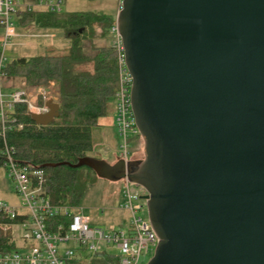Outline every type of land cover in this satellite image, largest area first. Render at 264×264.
<instances>
[{
  "label": "water",
  "instance_id": "obj_1",
  "mask_svg": "<svg viewBox=\"0 0 264 264\" xmlns=\"http://www.w3.org/2000/svg\"><path fill=\"white\" fill-rule=\"evenodd\" d=\"M115 22L143 158L56 164L145 190L146 264H264V0H123Z\"/></svg>",
  "mask_w": 264,
  "mask_h": 264
},
{
  "label": "trees",
  "instance_id": "obj_2",
  "mask_svg": "<svg viewBox=\"0 0 264 264\" xmlns=\"http://www.w3.org/2000/svg\"><path fill=\"white\" fill-rule=\"evenodd\" d=\"M14 15L20 27L31 24L61 30L69 46L61 54L16 56L2 65L5 80L20 77L26 85L37 88L54 83L59 114L48 124L40 125L31 119L25 103H12L6 110L4 128L0 122V165L4 164L6 147H11L16 162L45 173L42 189L50 203L80 207L85 188L96 174L88 167L75 168L70 164L76 163L78 157L89 156L93 148L92 128L100 125L108 100L114 99L118 77L111 29L116 24V11L110 15L18 8ZM86 40L92 54L84 52ZM38 103H42L41 97ZM62 161L70 164H56ZM25 217H10L0 210V253L17 250L11 227ZM70 219L68 213H58L45 217L44 222L47 230L55 231ZM117 260L118 255L102 251L88 260L74 259L72 264H113Z\"/></svg>",
  "mask_w": 264,
  "mask_h": 264
},
{
  "label": "built area",
  "instance_id": "obj_3",
  "mask_svg": "<svg viewBox=\"0 0 264 264\" xmlns=\"http://www.w3.org/2000/svg\"><path fill=\"white\" fill-rule=\"evenodd\" d=\"M122 1L116 0L118 10ZM60 3V0H29L24 7H21L18 0H0V24L4 28L3 37L0 39V47L2 46L0 53V122L3 128L7 120L6 110L11 108L12 103L23 102L30 113L40 114L48 110L45 103L49 100L41 93L42 103L39 104L37 96H33L26 90L19 88L10 92L2 90L4 74L1 67L5 59L4 50L9 38L15 35L12 13L15 14L18 8L60 11ZM111 36L117 57L118 77L114 94L113 117L120 141L117 159L128 161L129 136L139 134L130 100L132 77L126 66L124 46L116 24L111 29ZM3 167L25 211L19 212L15 207L3 203H0V210L10 217L25 214L26 217L17 223L21 224L25 231L21 237L25 242L33 240L34 243L27 247L22 244L17 246V250L0 253V264H72L74 259L88 260L97 253L107 251L102 247L103 244L114 246L118 250V260L113 264H137L140 255L151 248L154 250L159 242L148 215L144 219L138 213L142 205H138L136 200L142 196L130 189V181L127 179L122 188L123 201L119 204V207L130 215L127 228L125 230L120 226L110 225L107 229H103L92 225L88 216L80 211V207L71 208L50 203L42 189L45 173L38 168H31L29 165L16 162L11 147L5 149ZM58 213H68L71 217L69 223L65 226L59 225L55 231L47 230L45 217Z\"/></svg>",
  "mask_w": 264,
  "mask_h": 264
},
{
  "label": "rangeland",
  "instance_id": "obj_4",
  "mask_svg": "<svg viewBox=\"0 0 264 264\" xmlns=\"http://www.w3.org/2000/svg\"><path fill=\"white\" fill-rule=\"evenodd\" d=\"M21 7H24L29 0H18ZM61 12L70 13L75 11H90L97 13H106L113 15L118 10L116 0H60ZM13 28L15 35L11 36L5 48L4 63L16 56H35L44 53L61 54L65 52L69 46V40L58 37L51 43L48 39L34 40L28 36L33 32L32 30H42L34 25H25L20 27L14 13H12ZM61 31V30H60ZM4 34V28L0 27V39ZM30 41V43H27ZM2 49V46H1ZM84 52L92 54L89 47V41H84ZM6 85L21 87L24 91L27 90L36 99L41 97V93L56 102L57 87L54 83L47 84L41 87H33L25 84L23 78L16 77L8 80H2V90L7 91ZM23 87V88H22ZM25 88V89H24ZM40 88V89H39ZM10 90V89H8ZM115 102L111 98L108 100L107 113L100 120V125L92 128V142L93 148L88 152L89 156L103 159L109 163H114L118 157L119 137L114 122ZM143 158V139L140 134H131L128 141V161L138 160ZM125 185V179L117 181H109L106 179L93 176L92 181L86 186L83 198L80 205V211L88 216L90 223L94 226L107 229L110 225L120 226L126 230L127 223L130 219L129 213L121 209L119 204L123 201L122 188ZM129 187L133 192H137L139 196L145 194V190L132 182H129ZM0 203L15 207L19 212H24L19 195L15 192L12 181L8 176L6 169L0 165ZM138 205H142L139 214L145 219L147 218L146 201L143 198L136 200ZM13 238L17 246L25 244V246L32 245L33 240L23 241L22 237L25 231L21 224L13 225ZM107 249V252L117 255L118 250L111 245H102ZM154 250L152 248L140 255L137 264H146L152 257Z\"/></svg>",
  "mask_w": 264,
  "mask_h": 264
},
{
  "label": "crops",
  "instance_id": "obj_5",
  "mask_svg": "<svg viewBox=\"0 0 264 264\" xmlns=\"http://www.w3.org/2000/svg\"><path fill=\"white\" fill-rule=\"evenodd\" d=\"M33 32L30 33V39L32 38L33 41L34 40H38V42H40L39 39H48L51 41V43H54V40L58 37H62L63 33L60 30H56V29H42V30H32ZM27 43H30V41H27ZM15 79V78H14ZM7 91L6 92H10L11 90L15 89V88H19L17 86H8L6 85ZM21 88V87H20ZM19 88V89H20ZM23 88V87H22ZM10 89V90H8ZM25 89V88H24ZM27 91V90H26ZM114 119V118H113Z\"/></svg>",
  "mask_w": 264,
  "mask_h": 264
}]
</instances>
